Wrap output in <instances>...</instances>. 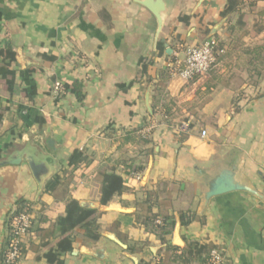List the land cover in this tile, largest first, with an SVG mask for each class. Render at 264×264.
Listing matches in <instances>:
<instances>
[{
	"label": "crops",
	"instance_id": "0c3cea01",
	"mask_svg": "<svg viewBox=\"0 0 264 264\" xmlns=\"http://www.w3.org/2000/svg\"><path fill=\"white\" fill-rule=\"evenodd\" d=\"M164 1L159 32L139 0H0V48L12 47L17 75L13 92L0 78V264L19 201L34 225L18 264H48L70 198L99 210L100 238L76 228L66 264L166 262L190 240L217 246L225 264H264V0ZM211 37L225 50L215 66L174 75ZM75 81L81 101L65 88ZM74 151L85 159L70 164ZM30 160L44 164L39 177ZM232 167L257 193L205 201L208 176ZM111 172L127 190L102 204ZM182 211L195 217L185 226ZM150 215L175 219L166 243Z\"/></svg>",
	"mask_w": 264,
	"mask_h": 264
},
{
	"label": "trees",
	"instance_id": "16d2710c",
	"mask_svg": "<svg viewBox=\"0 0 264 264\" xmlns=\"http://www.w3.org/2000/svg\"><path fill=\"white\" fill-rule=\"evenodd\" d=\"M230 4L235 3L237 5L238 0H229ZM2 14L0 12V19ZM220 47L221 44H220ZM4 57L8 62L4 63V59L0 61V78L6 81L8 90L13 92L16 86V71L11 67L15 62V52L11 46L0 48V57ZM145 65L143 70H145ZM67 90H70L76 98L81 101L84 97L82 84L79 81L73 82L72 85H65ZM36 91L32 89V92L28 96L32 97ZM61 96V95H60ZM58 95L57 99L60 98ZM2 113H0V121L2 120ZM39 124L44 122V119L40 116L36 117ZM85 158L80 151H74L69 158L70 164H77ZM127 190L124 179L121 175L111 172L105 173L102 180V197L101 203L107 204L116 194H121ZM19 210L25 209L27 206H31L25 201H19ZM100 212L98 209L83 206L77 199L70 198L67 201L65 215L58 218L56 225L60 229L61 236L54 246L50 247L44 254L48 264H66L64 260L65 254L73 250V244L75 240L74 231L76 228L84 230V236L87 240L97 241L100 238L98 217ZM194 215L187 211L180 212V221L182 225L189 224ZM160 220V223L157 221ZM148 229L156 233L160 239L166 243V237L172 233L175 219L173 217H157V215H150L145 220ZM168 249L171 251L168 256V261H162L159 263L141 262L140 264H209L210 253L213 249H218L217 246L210 243H201L198 241L190 240L186 243V246L182 249L181 253H178L177 246H170ZM222 252V251H221ZM225 264V263H221Z\"/></svg>",
	"mask_w": 264,
	"mask_h": 264
},
{
	"label": "built area",
	"instance_id": "2783aa9c",
	"mask_svg": "<svg viewBox=\"0 0 264 264\" xmlns=\"http://www.w3.org/2000/svg\"><path fill=\"white\" fill-rule=\"evenodd\" d=\"M224 48L216 38H209L205 42L188 46L182 62L173 66V74L184 81H189L196 76L208 73L217 63ZM1 104V95H0ZM206 131H202V136ZM160 223V220H158ZM34 225V214L31 206L23 210L14 208L7 222L6 243L2 254V264H18L25 255L27 237ZM224 262V255L218 249L210 253L209 264H221Z\"/></svg>",
	"mask_w": 264,
	"mask_h": 264
},
{
	"label": "water",
	"instance_id": "95a60500",
	"mask_svg": "<svg viewBox=\"0 0 264 264\" xmlns=\"http://www.w3.org/2000/svg\"><path fill=\"white\" fill-rule=\"evenodd\" d=\"M139 3L148 8L157 18L159 32L163 26V14L167 10L166 2L164 0H139ZM18 163L19 160L13 161ZM31 167L37 177H39L44 168L43 163H34L33 160H30ZM235 167L233 168H223L212 175H209L205 183V191L203 192V197L205 201H208L210 198L222 195L232 191L238 190H247L253 193L257 191L251 187L249 183L240 179L236 175ZM112 239L116 240L118 243L123 245L118 239L111 235ZM175 242L177 244H182V240L178 235L175 237Z\"/></svg>",
	"mask_w": 264,
	"mask_h": 264
}]
</instances>
